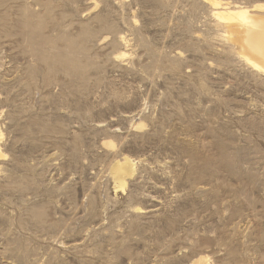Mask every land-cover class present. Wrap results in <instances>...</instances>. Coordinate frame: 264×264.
<instances>
[{"label":"rangeland","instance_id":"obj_1","mask_svg":"<svg viewBox=\"0 0 264 264\" xmlns=\"http://www.w3.org/2000/svg\"><path fill=\"white\" fill-rule=\"evenodd\" d=\"M215 8L0 0V264H264V71Z\"/></svg>","mask_w":264,"mask_h":264},{"label":"bare ground","instance_id":"obj_2","mask_svg":"<svg viewBox=\"0 0 264 264\" xmlns=\"http://www.w3.org/2000/svg\"><path fill=\"white\" fill-rule=\"evenodd\" d=\"M208 1L211 5L214 4L216 6L215 10L212 11L226 26L225 30L228 33V38L236 43L238 47L236 49L240 51V54L245 57L249 63L264 71V15L256 14L255 9H248L243 6L238 7L237 5L235 7L232 5V7L230 1ZM259 7L262 6H255V8ZM223 24L222 26H224ZM123 160L124 161L118 166V176L114 175L117 176L118 181H122L124 174H127V167L129 161H131L128 158H124ZM121 186H123V183ZM205 259L204 257L202 258V260Z\"/></svg>","mask_w":264,"mask_h":264}]
</instances>
